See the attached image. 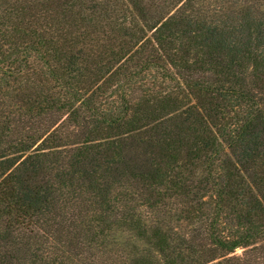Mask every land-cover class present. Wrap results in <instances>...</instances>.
Wrapping results in <instances>:
<instances>
[{
    "label": "trees",
    "instance_id": "1",
    "mask_svg": "<svg viewBox=\"0 0 264 264\" xmlns=\"http://www.w3.org/2000/svg\"><path fill=\"white\" fill-rule=\"evenodd\" d=\"M0 264H264V0H0Z\"/></svg>",
    "mask_w": 264,
    "mask_h": 264
},
{
    "label": "rangeland",
    "instance_id": "2",
    "mask_svg": "<svg viewBox=\"0 0 264 264\" xmlns=\"http://www.w3.org/2000/svg\"><path fill=\"white\" fill-rule=\"evenodd\" d=\"M116 237H118L119 240L122 241V242H125V241H127L129 239L128 238V234H124L122 232L116 233ZM241 252H242V249H239L238 253H241Z\"/></svg>",
    "mask_w": 264,
    "mask_h": 264
}]
</instances>
